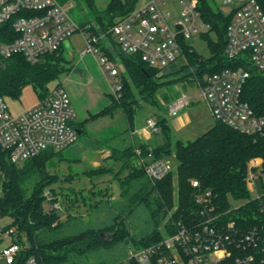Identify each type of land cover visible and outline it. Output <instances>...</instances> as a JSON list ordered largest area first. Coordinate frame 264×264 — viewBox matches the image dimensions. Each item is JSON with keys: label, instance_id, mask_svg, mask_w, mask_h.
Instances as JSON below:
<instances>
[{"label": "trees", "instance_id": "1", "mask_svg": "<svg viewBox=\"0 0 264 264\" xmlns=\"http://www.w3.org/2000/svg\"><path fill=\"white\" fill-rule=\"evenodd\" d=\"M58 1L66 4L79 0ZM82 1L91 9L94 23L83 22L80 26L89 25L91 32L97 36L99 35L96 27L99 26L102 31L108 29L110 32L116 21L131 13L140 2L109 0L107 8L98 9L97 0ZM198 2L201 18L209 26L208 30L200 34L208 40L210 46L211 55L208 59L200 58L190 41L182 40V54L179 60L160 69L143 61L140 54L123 52L120 45L114 42L112 33L108 34L109 41L117 48L125 71L138 91L136 94L125 74L120 72L122 91L113 109L119 108L123 111L129 126H133L135 122L134 113L139 107L138 96L152 106L161 107L160 99L166 97L169 91L174 92V83L186 80L192 85L195 80L204 81L205 78L223 69L244 65L242 60L232 61L225 55L227 30L232 14H225L215 0ZM260 3L264 7V0H260ZM210 32L216 33V40L210 38ZM16 37L12 21L0 24V44L11 42ZM98 46L112 61L111 52L102 45L100 37ZM60 53L61 49L46 54L36 64L29 63L22 55L5 60L0 56V93L7 98L16 99L26 86L32 85L39 99H42L50 91L49 84L58 78L51 70H54L55 64L52 63ZM246 68L250 71V77L244 85L243 100L257 116L264 118V72L258 71L250 64H247ZM164 90L165 93H162ZM157 118L163 142L158 146L139 148L149 159L146 165L151 161L167 159L168 154L174 153L178 163L176 173L171 171L162 179L151 181L146 173V165L141 166V169L135 165L137 153L135 146L130 145L125 148L113 147L107 158L112 161V165L93 168L90 176L111 170L114 172L116 165L122 163L125 169L130 171L123 178H118L121 190L118 199L122 201L123 208H128L127 212L132 213L134 206H144L155 228L162 224L165 232L173 230L180 222L189 223L198 218L201 206L197 203L196 196L205 192L211 193L210 204L222 214L231 210L228 214L237 220H252V216L248 217L249 209L254 207L256 201L251 199L247 186L248 164L254 158L264 160V136L242 134L215 120L214 126L196 139L187 143L176 140L173 143L165 117ZM71 124L81 131L80 135H83L81 123L77 126L72 122ZM53 155L54 152L51 156ZM51 156L44 152L22 164H15L11 162L7 153L0 149V170L3 173L0 218H10L11 223L6 227L16 228L17 242L23 246L15 264H23L30 256H35L39 264H77L74 261L77 255L99 252L105 248L115 247L118 243L127 245L131 242L137 247H146L163 238L164 235L155 228L135 238L120 217H115V223L110 226L85 230L70 237L56 238V231L63 226L60 214L56 210L46 211L44 208L45 190L59 180L50 171ZM70 178L71 176H68L66 179ZM193 182H197L198 186H194ZM51 190L53 195L57 194L54 188ZM92 194L94 197L84 203L91 209L98 207L105 197L110 200L113 196L109 186L99 188L97 191L91 190ZM67 195L64 197L65 203L68 200ZM56 196L54 201L58 199ZM77 197H73L74 201ZM233 201H243L248 205L246 208L232 211ZM175 205H178V208L173 211ZM65 207L68 209L67 204ZM102 232H115L114 240L103 242L99 236ZM24 236L28 246L21 243ZM130 262L138 264L132 260Z\"/></svg>", "mask_w": 264, "mask_h": 264}, {"label": "built area", "instance_id": "2", "mask_svg": "<svg viewBox=\"0 0 264 264\" xmlns=\"http://www.w3.org/2000/svg\"><path fill=\"white\" fill-rule=\"evenodd\" d=\"M176 2L179 14L173 22L169 0H142L131 13L119 18L110 31L122 51L140 54L143 61L160 69L176 63L182 54L181 41H190L209 28L201 18L198 0ZM222 5L230 7L227 14H232L225 55L232 61L242 60L244 65L223 69L204 81L195 80L194 84L216 121L242 134L264 136V118L257 116L242 97L250 77L247 64L264 72V7L260 0H222ZM73 6L72 1L62 4L58 0H0V24L12 21L17 33L15 40L0 44V56L5 60L22 55L36 64L80 32L86 42L81 57L90 53L96 58L112 82V92L120 97L122 83L117 63L101 51L99 36L91 32L90 26L81 27L71 17L69 9ZM189 102L188 96L181 95L170 105L171 115H177ZM75 116L69 94L62 86L50 90L35 107L20 114L10 111L6 97L0 93V149L15 164L49 148L53 152L65 149L78 139L77 129L71 124ZM147 126L153 133H160L154 117L148 118ZM171 171L167 160L146 165V173L153 180H160ZM262 172L264 160L252 159L247 178L251 199L256 201L248 213L252 220H237L228 214L231 210L222 214L210 204V192L198 194V218L180 222L149 246L128 243V259L138 264H264V187L255 188ZM247 205L243 201L233 203L232 211ZM16 235L15 227L0 225V243L8 241L0 249V261L5 264H15L23 250ZM23 264L39 263L35 256H30Z\"/></svg>", "mask_w": 264, "mask_h": 264}, {"label": "rangeland", "instance_id": "3", "mask_svg": "<svg viewBox=\"0 0 264 264\" xmlns=\"http://www.w3.org/2000/svg\"><path fill=\"white\" fill-rule=\"evenodd\" d=\"M215 1L220 5L221 10L225 14L230 11V7L222 5V0ZM73 3L74 6L69 9V13L79 25L80 23L88 21L94 23L91 9L82 0L73 1ZM141 3L142 0H140L138 5ZM108 4L109 0L96 1V7L98 9H105ZM168 4V7L173 12L171 20L173 22L179 14L178 3L176 0H169ZM96 28L102 45L107 47L111 52L112 61L117 63L120 72L125 74V78L130 81L131 86L134 88L135 86L125 71L126 68L122 63L117 48L109 41L108 34L111 31L109 32L108 29L102 31L99 26ZM113 38L114 42L117 43L116 37L113 36ZM210 38L216 40V33L210 32ZM67 43H69V46L66 45L65 52L70 58H66L62 52L57 55L58 57L52 63L53 65L55 64L54 70L51 71L58 78L49 84V89L54 90L62 86L69 94L71 106L76 113L72 123L76 126L81 123L80 128L83 131V135H78L77 141L67 148L55 150L54 155L49 158L50 171L59 180L51 187L56 190L57 196L53 195L50 187L45 190L46 202H44V208L46 211L56 210L60 214L63 226L56 231V238L70 237L85 230H97L105 226H110L115 223V217H120V220L122 222L124 221L133 237L138 238L145 232L153 231L155 226L152 219L150 220L148 210L144 206L136 205L132 208L133 212L129 213V211L127 212L128 208H123L122 201L118 199L121 194L118 178H123L130 171L125 169L122 163H120L116 165L114 172L111 170L103 174L96 173L93 176L89 174L93 168L97 169L101 166L109 167L112 165V161L107 158L113 147L125 148L132 145L126 116L121 109H113L118 99L112 92V82L104 74L96 58L90 53L86 54L84 58L81 57L82 50L86 48V42L82 34L80 32L75 33ZM190 44L199 54L200 58L208 59L210 57L211 50L208 40L200 34L194 35L190 39ZM70 47H72V50ZM173 87L177 93H184L187 96H198L200 92L198 87H192L186 80L174 83ZM134 90L138 94L135 88ZM138 100L139 107L134 113L136 125L145 124L146 118L151 117H154L158 121V115L169 110L167 104L161 107L152 106L141 100L139 96ZM6 101L13 114H20L35 107L39 102V96L34 90V87L28 85L23 89L19 98L6 97ZM160 104L162 105V103ZM207 104L205 99L196 97L194 107H188L186 110L191 109L193 116L191 112L189 114L193 120H198V123L212 125L215 118ZM109 112H113V114H109ZM158 127L160 128L159 124ZM193 129L195 128L190 127L181 136H177V139H181L184 143H187L204 133L191 134ZM157 138V140H160L161 136L158 135ZM176 140L172 139V142L174 143ZM135 151L137 153L135 165L141 169V166L145 167L149 159L139 147H135ZM167 156L168 158L163 160L169 161L172 172L176 173L178 163L175 154L172 153ZM2 176L3 173L0 170V195L2 193ZM68 176H71L72 179L67 180L66 178ZM259 176L264 184V172L259 174ZM148 178L151 181H155L149 176ZM106 186L110 187L113 195L110 200L105 197L104 201L93 209L88 204H84L87 201L89 202L90 198L92 199L94 197L93 194L91 195V190L97 191L99 188L104 189ZM65 194H68L66 196V200L68 199L66 201L67 203L64 202ZM55 196L58 198L56 201H54ZM75 196H78V202H76L77 200L74 201L73 197ZM69 198L71 199L69 200ZM233 203L239 204L238 201H233ZM66 204L68 209L65 207ZM177 208L178 205H175L173 211ZM10 223V218H0L1 226H7ZM155 229L163 235L167 233L162 224ZM21 243L28 246V241L25 236ZM1 248L2 246H0ZM128 258L129 249L127 245L118 243L115 247L105 248L99 252L77 255L74 257V261L77 264H132ZM0 264L5 263L1 261Z\"/></svg>", "mask_w": 264, "mask_h": 264}, {"label": "crops", "instance_id": "4", "mask_svg": "<svg viewBox=\"0 0 264 264\" xmlns=\"http://www.w3.org/2000/svg\"><path fill=\"white\" fill-rule=\"evenodd\" d=\"M70 38L67 39L62 48H61V52L63 53V55L66 58H70L68 56V54L65 52V47L66 45H68ZM67 43V44H66ZM69 46V45H68ZM67 48V47H66ZM70 49L72 50V47H70ZM84 58V57H83ZM80 65V64H79ZM195 82V81H194ZM192 87L196 86L194 83L191 85ZM174 90V92H168L166 94V97H162V99H160V103H162V106H165L166 104L168 105V108H170V105L177 99L179 98L181 95H185L184 93H177V91ZM162 93H165V90L162 91ZM187 96V95H186ZM190 98V102L189 104L184 107L183 109H181L177 115L172 116L170 113V109L168 111H166L165 113L159 114V116H163L166 119V122L169 126V133L171 136V139L176 140L177 136H181V134L187 130H189L190 127H194L195 129H193V131H191V134H201L202 132L206 133L208 130H210L214 124L215 121L212 125L208 124V125H202L201 123H198V120H193L189 114V112H191L190 110H186L188 107L191 108L194 104H195V100L196 97H201L200 93L198 94V96H188ZM165 98H167V100H165ZM202 98V97H201ZM207 103V102H206ZM208 105V104H207ZM194 107V106H193ZM209 107V106H208ZM194 109V108H193ZM210 109V108H209ZM211 111V110H210ZM192 113V112H191ZM193 116V113H192ZM147 119L145 120V124L142 125H136V119L135 122L133 124V126H129L128 124V130H129V135L131 136L132 139V146L135 147H140V146H148V147H154V146H158L163 142V137L161 134H156L153 133L151 131V129L147 126ZM128 122V121H127ZM197 123V124H194ZM202 128V129H201ZM202 133V135L204 134ZM185 134V133H184ZM160 135L161 139L157 140V136ZM201 136V135H200ZM177 140H181V139H177ZM182 141V140H181ZM183 142V141H182ZM2 182H3V176L1 179V188H2ZM264 184L262 183V180H257L255 183V188L257 190H262V187ZM8 243L7 240H3L0 243V246H5ZM1 262V261H0ZM4 262V261H3ZM5 263V262H4Z\"/></svg>", "mask_w": 264, "mask_h": 264}, {"label": "water", "instance_id": "5", "mask_svg": "<svg viewBox=\"0 0 264 264\" xmlns=\"http://www.w3.org/2000/svg\"><path fill=\"white\" fill-rule=\"evenodd\" d=\"M77 133L80 135L81 131L77 130ZM45 154L51 156L53 154V150L49 148L45 151ZM99 236L103 242L108 243L114 240L115 232H102L99 234Z\"/></svg>", "mask_w": 264, "mask_h": 264}]
</instances>
